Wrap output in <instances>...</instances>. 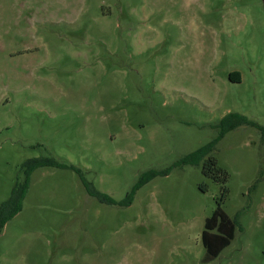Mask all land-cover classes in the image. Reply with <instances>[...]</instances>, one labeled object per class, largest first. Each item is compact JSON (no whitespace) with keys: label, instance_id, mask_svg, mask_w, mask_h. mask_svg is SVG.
<instances>
[{"label":"rangeland","instance_id":"1","mask_svg":"<svg viewBox=\"0 0 264 264\" xmlns=\"http://www.w3.org/2000/svg\"><path fill=\"white\" fill-rule=\"evenodd\" d=\"M230 114L247 123L210 153L226 181L179 166L120 207L36 170L0 264H264V0H0V206L46 156L122 202ZM219 203L234 239L206 263Z\"/></svg>","mask_w":264,"mask_h":264},{"label":"trees","instance_id":"2","mask_svg":"<svg viewBox=\"0 0 264 264\" xmlns=\"http://www.w3.org/2000/svg\"><path fill=\"white\" fill-rule=\"evenodd\" d=\"M231 80L234 82H240V77L236 74L235 76L231 75ZM243 123H247V119L245 117L237 114L228 115L222 120L220 124L219 136L212 143L187 155L165 171L150 170L144 172L140 176L137 183L133 186L131 191L128 193L127 197L119 203L108 194L96 190L93 184L86 180L82 170L78 168L61 163L52 156L30 159L25 164H23V180L14 186L10 198L0 206V234L7 223L23 210L24 200L30 188L32 174L36 170L44 167H56L75 171L80 175L81 181L89 195L97 198L101 203L120 207L131 206L135 200L137 192L141 188L155 180L157 177L168 176L175 167L179 166H199L204 162L203 174L206 177L217 181L223 178L226 181L228 179L227 172L217 166V160L212 157L210 153L212 152L214 146L224 137L227 132L231 131V129L237 128ZM202 188L206 189L204 187ZM233 231V222L223 210L222 203H219L213 215L206 219L205 230L202 233V243L206 251L204 261L206 263L218 258L222 251L231 245V242L234 239Z\"/></svg>","mask_w":264,"mask_h":264}]
</instances>
